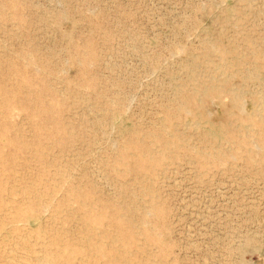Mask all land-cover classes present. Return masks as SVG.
<instances>
[{
	"label": "rangeland",
	"instance_id": "1",
	"mask_svg": "<svg viewBox=\"0 0 264 264\" xmlns=\"http://www.w3.org/2000/svg\"><path fill=\"white\" fill-rule=\"evenodd\" d=\"M63 242L264 264V0H0V264Z\"/></svg>",
	"mask_w": 264,
	"mask_h": 264
},
{
	"label": "bare ground",
	"instance_id": "2",
	"mask_svg": "<svg viewBox=\"0 0 264 264\" xmlns=\"http://www.w3.org/2000/svg\"><path fill=\"white\" fill-rule=\"evenodd\" d=\"M71 242L70 246H76V243L71 244ZM55 243H46L42 247L41 256L34 260L35 264H82L85 261L86 255L82 253V246H78V250L75 253L67 254V249L70 250L69 245H65L63 242L62 245L59 244V247H54L55 249L53 250L52 247L55 246ZM56 244L58 245V243ZM62 257L66 260L65 263H63Z\"/></svg>",
	"mask_w": 264,
	"mask_h": 264
}]
</instances>
